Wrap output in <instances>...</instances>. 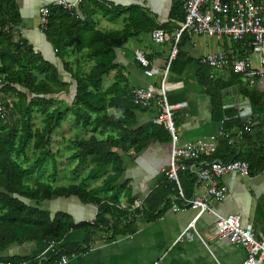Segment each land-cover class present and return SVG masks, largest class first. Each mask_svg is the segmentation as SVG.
Returning a JSON list of instances; mask_svg holds the SVG:
<instances>
[{"label":"crops","instance_id":"crops-1","mask_svg":"<svg viewBox=\"0 0 264 264\" xmlns=\"http://www.w3.org/2000/svg\"><path fill=\"white\" fill-rule=\"evenodd\" d=\"M55 1L57 0H15L21 19L18 26L21 28V37L32 46L34 52L41 54L47 62L57 68L63 82L71 84L67 94L60 93L54 96L57 103L63 102L70 106L75 94V84L71 82L70 76L63 71L61 61L56 56L55 48L47 41L39 25L41 9L52 5ZM66 1L71 2L74 0ZM97 1L102 6L108 7L113 13H122V15L109 18V16L100 12L96 13L92 17L96 29L109 32L121 31L102 28L107 27L110 21H121L123 29L129 27L132 33V37L121 48L114 50V62L118 69L110 72L113 82L109 83L107 87L114 83L116 79H119V85L130 96L131 89L135 87L149 85L158 87L163 73L168 69L166 78L168 101L172 104L183 103V107L175 111L174 114V122L180 135V142L203 140L217 145L214 154L205 153L200 157L196 164L197 170H200L203 164L209 161L219 160L220 155L217 156V151L222 148L221 141L225 136L222 121L213 119L211 98L200 79L226 82L230 79L232 71L229 66L225 68L210 67L204 64L202 60L207 54L217 51H224L228 56L238 58L239 54L234 50V44L227 38L215 39L184 34L179 39L177 55L170 62L169 57L174 31L181 26L184 20L182 4L184 0ZM78 5L75 8L77 12ZM131 10L135 11L129 16ZM139 14L148 19L146 33L140 34L138 32V25L142 26L143 24ZM154 28H161L165 31L166 40L164 43L156 44L151 40L150 33ZM137 51L145 53L150 67L155 72L152 77L143 75V69L135 58ZM70 61H75V58L71 57ZM84 65L82 63V66ZM242 79L244 84L247 83L244 78ZM235 86H239V93L242 96L240 85L231 87ZM253 86L264 92V75L259 77ZM107 87L103 86V89ZM1 98L7 99L4 95ZM221 98L223 120L229 119V117H226L225 111L233 109L237 112L235 117L240 118L244 123L257 118L254 115L248 121H243L240 116L243 110L240 109L238 104H224L222 93ZM140 109L143 110L136 111L139 126L148 124L165 130L163 127L152 123L155 114L154 108ZM35 115L41 120L39 114L36 113ZM261 121L259 116L256 122L260 123ZM256 122L253 125L257 126L259 124H256ZM74 129L75 132L78 131L75 126ZM165 132L167 131L165 130ZM249 132L254 137L251 130L239 129L234 131L235 136L229 141L230 144L236 147L242 142L237 154H240L244 147H254L252 142L242 140L243 136ZM109 134L112 135L113 132ZM68 135L70 136L60 138L54 135L53 140L56 142H53L51 137V142L55 146L50 156L55 158L52 163L48 161V164L54 172H62V169L59 168L65 165L66 168L70 167V173H74L77 162L71 160V155L74 152L73 141L76 139L86 140L92 133L88 131L75 134L71 130ZM65 139L67 145H64ZM257 146L259 147V144ZM113 152L122 157L125 169L115 188L109 193L102 192L99 198L108 204L114 205V203H117L129 207L137 200H142L145 203V200L152 196L151 204H158V211L161 212L158 218L151 221L136 218L134 225L130 227V229H133L132 232L116 236H113V231L109 228L95 231L90 238L83 230H71L60 244L28 242L23 245H12L1 257L4 260L11 258L35 259L39 257L43 259L44 256H47L46 254H50L59 248L76 250V247H79V252L69 256L65 264H245L248 253L244 247L234 244L228 239L213 237L215 217L211 214H202L194 222V230L199 235L198 237L194 236L192 240L178 241L179 235L195 218L196 212L188 208H181V202L175 200V197L178 196L177 185L167 178L166 170L170 159V140L153 139L139 153L129 151L127 154H123L118 149H113ZM223 162H228V160ZM187 163L190 164V162ZM86 165H89V170L92 168L90 163H86ZM262 172L260 174H250L249 177H239L236 174H227L221 177L219 182L220 185L226 188V196L221 202L209 199V203L220 215L239 216L243 226L249 225L253 228L256 238L264 239V176ZM56 173L54 178L58 177ZM110 173L111 168H107L96 179L100 178V186L87 187V190L94 191L103 187ZM50 174H53V172ZM179 180L180 188L186 198H191L194 193L199 197L204 195L205 185L196 182L195 174L188 171L180 172ZM66 183V186L74 185L68 184L69 181L67 182V180ZM53 186H57L56 182L53 183ZM104 195L109 196L103 197ZM172 203L180 208L174 210ZM41 207L47 209L51 216L56 213L67 214L75 225H79L93 220L98 213L99 206L93 203H82L76 197L70 196L50 202L45 201ZM142 209H144V206ZM128 212L134 213L132 211ZM46 251L48 252L41 256Z\"/></svg>","mask_w":264,"mask_h":264},{"label":"trees","instance_id":"trees-1","mask_svg":"<svg viewBox=\"0 0 264 264\" xmlns=\"http://www.w3.org/2000/svg\"><path fill=\"white\" fill-rule=\"evenodd\" d=\"M48 7L42 32L55 48L63 71L75 84L70 106L57 103L54 96L67 94L71 84L63 82L57 68L41 54L35 53L32 46L14 30L21 21L15 0H0V23L11 29L8 33L0 34V102L4 108V115L0 117V258L12 245L28 242L60 244L71 230L78 229L90 238L100 226L109 228L116 236L132 232L130 227L136 218L151 221L161 215L158 204H151L152 196L145 200L144 209L134 213L119 210L117 203L108 204L99 198L102 192L109 193L115 188L125 169L122 157L113 149L121 150L123 154L129 151L139 153L153 139L170 140L169 134L161 128L148 124L139 126L136 111L143 109L133 105L128 93L119 85V79L103 89V77L118 69L114 62V50L121 48L132 33L129 27L116 32L100 31L96 29L92 17L98 12L109 18L121 16L122 13H113L97 0H82L78 12L56 5ZM134 11L131 10L129 16ZM139 17L143 24L138 25V32L146 33L148 19L142 14ZM234 50L238 52V58L250 54L249 47L241 43L234 44ZM71 57L75 61H70ZM82 63H90L87 72ZM200 82L211 98L213 119L222 121L225 136L221 141L222 148L217 151L219 160L245 161L251 175L260 174L264 170V130H260L264 128V122L257 126L253 124L264 114V92L246 82L244 84L242 77L233 72L226 82L209 79H200ZM234 85H240L241 95L249 99L253 115L257 116L248 123L235 117L237 112L234 109L226 110L229 119L223 120L221 93ZM3 95L7 99H2ZM36 113L41 117V127H34ZM68 113L72 114L75 127L92 133L86 140L73 141L71 160L77 162L73 172H78L86 163H90L92 168L79 184L53 186V183L43 181L28 185L26 181L31 175L45 169L50 159L52 133L60 127ZM247 125L254 131V137L249 132L242 140L252 142L254 147H244L237 154L242 142L235 147L229 141L234 138L235 130ZM111 132L112 135L109 134ZM29 150H32L35 160L24 163ZM107 168H111V173L103 187L88 191L87 183L95 181ZM70 196L82 203L99 206L93 225H75L69 215L56 213L51 216L47 209L41 207L45 201ZM77 252L79 247L76 250L59 248L46 254L43 259L11 258L5 261L15 264L21 261H27V264H55L63 255L71 256Z\"/></svg>","mask_w":264,"mask_h":264},{"label":"built area","instance_id":"built-area-1","mask_svg":"<svg viewBox=\"0 0 264 264\" xmlns=\"http://www.w3.org/2000/svg\"><path fill=\"white\" fill-rule=\"evenodd\" d=\"M81 0L66 1L57 0L52 5L61 6L68 11L74 10ZM184 20L180 27L175 29L170 51V62L178 53V43L182 35L203 36L208 38H227L233 44H243L249 47L250 54L243 58L228 56L224 51L209 53L203 57L202 62L213 68H225L229 66L231 71L244 78L249 86H253L256 80L264 75V4L263 0H184ZM49 7H43L40 11L39 25L42 29L47 21ZM8 25L0 23V34L10 32ZM14 30L21 32L20 26ZM151 40L156 44H162L166 40V33L161 28H154L150 33ZM252 56H257L255 64ZM136 61L142 67L145 77H152L154 70L143 51L135 53ZM168 69L163 73L159 86L149 85L135 87L130 91L131 101L134 106L150 109L154 108L152 123L163 127L170 137V159L166 170L167 178L176 183L178 196L175 200L181 202V208H188L196 212L195 218L182 231L178 241L192 240L199 236L194 230V222L205 213L215 217L213 237L228 239L234 244L241 245L247 250L245 264H264V239L256 238L251 226H243L237 215L223 216L217 213L209 203V199L221 202L226 196V188L220 185V178L227 174H236L239 177H249V165L245 161L220 160L209 161L196 169V164L205 153L214 154L217 145L212 142L197 140L195 142H180V135L174 122L175 111L183 107V103L172 104L168 101L166 83ZM4 108L0 102V117L4 115ZM244 131H250L248 126ZM187 162H190L188 164ZM192 163V164H191ZM188 171L195 174L196 182L205 185L204 195L199 197L194 193L191 198H186L179 185V173ZM264 176V171L262 172ZM144 201L137 200L129 207L117 205L119 210L134 212L141 210ZM174 210L180 207L172 203ZM97 216V215H96ZM96 216L89 223L94 224ZM102 226L99 227L101 230ZM98 230V231H99ZM51 247V245H50ZM49 247V248H50ZM48 248V250H49ZM48 251L43 253L44 256ZM69 256L63 255L55 264H65ZM21 261L19 264H27ZM0 264H15L0 258Z\"/></svg>","mask_w":264,"mask_h":264},{"label":"rangeland","instance_id":"rangeland-1","mask_svg":"<svg viewBox=\"0 0 264 264\" xmlns=\"http://www.w3.org/2000/svg\"><path fill=\"white\" fill-rule=\"evenodd\" d=\"M102 28H105L106 30H111L112 31H116V30H122L123 29V25L121 23V21H110V23L107 24V27H102ZM101 29V28H100ZM255 64H257V56H254L253 58ZM85 67V71H88L90 69V64H86L84 65ZM113 82V79H112V74H110L109 76H104L103 77V86L104 87H107L109 83ZM33 123H34V127H41V120L38 116L35 115L34 119H33ZM72 130V133H75V134H79L80 132L82 133H86L87 131L86 130H83L82 128H77L78 131L75 132V129H74V118L72 116V114H67L63 121L61 122V125L60 127L56 128L53 133H52V141L53 142H56L55 140H53V137L54 135L57 137V138H60V137H63V136H70L68 135L69 132ZM76 136V135H74ZM58 141V139H57ZM60 144V143H58ZM67 141L66 139L64 140V145H67ZM54 143L51 142V145H50V151L52 152V149L54 148ZM55 157L53 156H50V159H49V163H52V160L54 159ZM35 160V156L32 155V150H29V153H28V158L25 159V161H23L24 163H32L33 161ZM59 168V167H58ZM69 166L66 168L65 165H62L59 169H62V172H54L52 170V167H50V165L48 164V162L46 163L45 165V169L42 170V172H35L33 175H31L26 183L30 186H33L35 185L36 183L38 182H43V181H49L50 183H55L56 182V185L57 186H66V180L67 182L69 181L68 184H77L79 182H81L86 176H87V173L89 172V165H86V166H83L80 168V170L74 174L70 173L69 172ZM51 172H53V174H50ZM57 174L56 176L58 177H55L54 178V174ZM108 173V172H107ZM59 175H62L59 177ZM101 184V180L100 178L98 180H95V181H90L87 183V187L91 188V187H97V186H100ZM106 196H109V195H104L103 197H106Z\"/></svg>","mask_w":264,"mask_h":264},{"label":"water","instance_id":"water-1","mask_svg":"<svg viewBox=\"0 0 264 264\" xmlns=\"http://www.w3.org/2000/svg\"><path fill=\"white\" fill-rule=\"evenodd\" d=\"M222 97L224 98L223 103H236L242 109L240 116L242 117L243 121H248L250 118L254 117L252 114L251 103L248 98L240 96L239 93V86L230 87L222 91ZM229 97V98H228ZM260 119L264 121V114L260 115ZM259 122H256L258 124ZM261 130H264L261 129ZM257 131V130H256ZM254 131L252 132V134Z\"/></svg>","mask_w":264,"mask_h":264}]
</instances>
